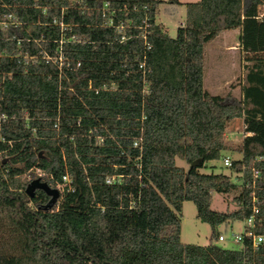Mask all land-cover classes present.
<instances>
[{"label": "trees", "instance_id": "16d2710c", "mask_svg": "<svg viewBox=\"0 0 264 264\" xmlns=\"http://www.w3.org/2000/svg\"><path fill=\"white\" fill-rule=\"evenodd\" d=\"M161 2L0 0V264H264L249 238L212 241L251 215L264 234V0L186 2L173 37ZM233 28L248 62L239 97L203 85L206 44ZM243 116L262 124L232 145ZM222 151L241 155L239 183L200 171ZM34 177L59 191L51 207L25 193ZM214 192H237L236 207L211 209ZM187 200L207 245L179 239Z\"/></svg>", "mask_w": 264, "mask_h": 264}, {"label": "rangeland", "instance_id": "374dc122", "mask_svg": "<svg viewBox=\"0 0 264 264\" xmlns=\"http://www.w3.org/2000/svg\"><path fill=\"white\" fill-rule=\"evenodd\" d=\"M161 1L156 13V22L160 23L167 34L173 37L175 36L177 27L184 20V4L197 0H176L177 2L174 0ZM238 35V28L223 30L214 40L206 44V66L204 69L203 85L212 94L222 95L230 92L233 96L239 97L242 93V88L246 85L244 76L248 62H246L243 52L239 48ZM244 117L233 119L225 131V139L232 145H237L243 137L244 122H246ZM249 119L251 120L252 118ZM258 119H261V117L255 116L248 123L251 126L261 125L262 122ZM224 157H228L232 161L239 159L241 155L236 151H222L218 159L206 162L200 168V171L203 173H223L229 175L236 183H239L232 168L223 164ZM175 163L184 169L188 167L180 159H176ZM34 174L38 176L42 175L38 170H34ZM26 178H31V175H27ZM236 194L237 192H231L229 194L214 192L210 202V208L217 211L234 209L236 203L233 197ZM242 226L243 221L239 220L232 223L220 224L217 226V230L225 236V240L212 241L223 248H240V243L233 242L232 234L241 232ZM210 236L211 228L209 224L200 221L196 217L194 203L189 200L184 201L180 217V241L185 244L203 246L209 244Z\"/></svg>", "mask_w": 264, "mask_h": 264}, {"label": "built area", "instance_id": "2783aa9c", "mask_svg": "<svg viewBox=\"0 0 264 264\" xmlns=\"http://www.w3.org/2000/svg\"><path fill=\"white\" fill-rule=\"evenodd\" d=\"M107 5V2L104 3V6ZM13 25H17V22H12ZM7 25V23L5 21L0 22V26L1 28H5V26ZM19 42V41H17ZM53 60V58H52ZM1 99V97H0ZM6 114L4 113H0V119L5 118ZM245 118V117H244ZM248 127V122H244V128H243V136H249V135H253L254 132L252 130H246V128ZM2 141H4L3 138H1ZM137 142H134V145H136ZM2 153L0 152V157H1ZM3 159H7V157L4 155ZM223 164L225 166H231V161L228 157H224L223 159ZM259 172L257 170L253 171V177L256 178L258 177ZM61 179L63 182L69 183V176L67 174H64L61 176ZM59 199V197H58ZM57 199V200H58ZM57 202V201H56ZM254 227H255V223H254V216L251 215L249 218H247L245 221H243V226H242V230L239 233H233L232 234V240L235 243H242L244 241L245 238H249L250 242H251V246L253 248H257L259 246H264V234H257L254 232ZM225 240V236L220 233L217 236V241H224Z\"/></svg>", "mask_w": 264, "mask_h": 264}, {"label": "water", "instance_id": "95a60500", "mask_svg": "<svg viewBox=\"0 0 264 264\" xmlns=\"http://www.w3.org/2000/svg\"><path fill=\"white\" fill-rule=\"evenodd\" d=\"M36 189L42 190L46 195L49 196L47 203L43 206L44 208L51 207L59 197V191L56 188L50 187L46 182L40 180L39 178H34L27 183L25 187V193L29 197H32Z\"/></svg>", "mask_w": 264, "mask_h": 264}, {"label": "crops", "instance_id": "0c3cea01", "mask_svg": "<svg viewBox=\"0 0 264 264\" xmlns=\"http://www.w3.org/2000/svg\"><path fill=\"white\" fill-rule=\"evenodd\" d=\"M178 1V0H177ZM158 11V10H157ZM185 14V13H184ZM160 24V23H159ZM164 28V27H163ZM220 232V231H219ZM220 234V233H219Z\"/></svg>", "mask_w": 264, "mask_h": 264}]
</instances>
